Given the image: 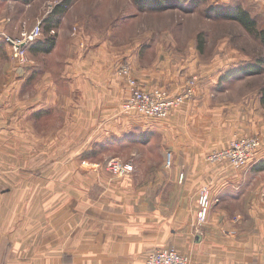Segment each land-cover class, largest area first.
<instances>
[{
    "label": "crops",
    "instance_id": "obj_1",
    "mask_svg": "<svg viewBox=\"0 0 264 264\" xmlns=\"http://www.w3.org/2000/svg\"><path fill=\"white\" fill-rule=\"evenodd\" d=\"M11 1L17 2L0 0V123L14 124L20 140L40 142L23 149L18 163L0 168L6 172L0 264H145L150 253L166 248L189 257L190 264H264V97L249 109L255 118L249 111L250 117L238 120L233 98L222 91L233 68L201 69L197 41L176 46L170 35L148 47L124 46L115 29L89 31L81 48L80 38L68 36L61 24L52 52L32 51L39 39L28 49V63L20 64L7 42ZM211 1L222 9L240 6ZM240 3L250 13L261 11L264 0ZM124 63L142 89L174 95L185 89L184 75L214 76L170 118L142 124L123 112L131 95L118 71ZM246 94L240 101L250 99ZM250 136L259 137L261 147L249 169L235 173L207 161L228 147L225 141ZM114 147L130 153L124 162L131 160L135 170L127 178L108 171ZM204 188L211 208L200 234ZM245 199L243 212H233V204Z\"/></svg>",
    "mask_w": 264,
    "mask_h": 264
},
{
    "label": "rangeland",
    "instance_id": "obj_2",
    "mask_svg": "<svg viewBox=\"0 0 264 264\" xmlns=\"http://www.w3.org/2000/svg\"><path fill=\"white\" fill-rule=\"evenodd\" d=\"M62 1L63 0H33L31 5H26L25 3L19 1H11V30L10 34L7 36L11 39L19 38L23 32H26L25 29H30L34 24L38 22L39 19L44 20L43 17L47 16V14L54 8V6L61 3ZM231 1L232 4H234L230 5L231 8L236 6L237 4L241 6V0ZM73 2L74 3L64 16L62 24L65 25L68 29V36H70L74 40L80 38L79 40L81 42L79 45L81 48H86L87 46V42L83 40V36L88 37L86 35H89V31L91 32V34H102V32L107 33L108 29H111V31L112 29H115V38H118V40H120L124 44V46L138 45L148 47L161 42V37L170 35L172 37H175L177 41L176 46H185L190 40L197 41L198 51L202 55L200 59L201 62H199V67L201 69H208L211 71L212 68L217 66V68H226V66H228L227 68L229 69L233 68L230 70V72H234L239 67L246 66L248 64H262L261 66L264 68V45L261 43V41L250 34L238 22L218 18L212 10L222 11L229 8H218L212 4L211 0H205L201 5H199V7L196 8L184 9V7H178L170 8L162 12L150 11V8L144 10L140 9L136 4V0H73ZM261 7V11L255 10L254 12L250 13L251 16L255 15L253 18L256 21L258 30L264 31V5H262ZM252 13H254V15ZM24 18H26V20L23 21ZM51 35H53L52 32ZM56 35H58V33H56ZM44 37L45 31L40 40ZM179 37H182L184 39H177ZM180 50L181 49L178 47L177 51ZM232 51H234V57H228ZM150 56L151 58L155 57L154 54H151ZM181 56H183V54ZM260 60L262 62H259ZM124 66L130 69V75L135 78L128 63L122 64L118 71L122 74V68ZM226 72L227 71H225L223 74L225 75ZM178 73L179 79L183 76V74H181L179 70ZM182 73L185 72L182 71ZM122 76L128 83L127 77L123 74ZM184 76L186 78V85L192 78H197L199 87V84L205 81V78L213 77L214 74L206 75L204 73H195L193 75ZM156 89L166 90L171 93L168 89ZM156 89H152L151 91ZM222 91L224 93L228 91L229 96L233 98L232 102H234V106L237 107L235 108L237 110L236 118L240 121H242L243 118L247 119V117H250V114L248 112L251 110L249 109H255L256 105H259L260 101L264 97V71L261 75L252 76L250 78L244 75L233 76L232 80L228 81V83H225ZM249 93L251 94L249 96L250 99L248 98L244 102L240 101V98L244 96V94L249 95ZM126 101L124 102V104L126 103ZM124 104V114H130L134 116L135 119H137L142 124H152L153 122L155 124L157 121H159L158 119L149 118L137 111L126 112L124 110ZM262 109H264V104L262 106ZM251 112V117L255 118L257 114L253 111ZM172 113L170 114V116L172 115ZM206 114L208 116H211L210 111H207ZM170 116L168 118H170ZM15 130L16 127L14 126V124L7 122L0 123V168L1 166L8 163H18L20 159V153L23 149L35 148L37 143L40 142L39 139H35L34 137L29 139V141L25 140L24 138L20 140L16 136L17 130L16 132ZM12 135H15L16 137H13ZM250 137L259 139V137L257 136ZM237 139L240 138H232L227 142L225 141V143H223L222 145L225 144L224 147H229L230 144ZM160 141H162L160 137L155 139L156 143L160 144ZM28 142L30 143L29 145L27 144ZM213 142L218 143L219 139H216ZM155 145L156 144L154 143V146ZM213 147H215V145H212L210 149L215 150L222 148L218 146L216 148ZM114 148L115 150H113V155H111L115 158L112 160H116L122 163L131 162L133 164L131 160L124 162V160L130 155V153L128 154V151H126V149L116 151L118 148ZM155 148H157V145ZM214 152L216 151H213L212 153ZM117 157L119 159H117ZM207 161L210 164H215L211 163L208 160V156ZM219 164L227 165L235 173L245 171L236 169L228 163ZM108 171L113 178L122 179L115 176L109 168ZM4 173L6 172L0 170L1 189L4 188V185H2L1 174ZM128 176L123 178H127ZM207 190L210 193V190ZM262 198H264V194L262 195ZM1 205L2 203L0 202V209ZM246 205L247 199H245L244 201L238 200L233 204V212L239 214L242 213L244 208H246Z\"/></svg>",
    "mask_w": 264,
    "mask_h": 264
},
{
    "label": "built area",
    "instance_id": "obj_3",
    "mask_svg": "<svg viewBox=\"0 0 264 264\" xmlns=\"http://www.w3.org/2000/svg\"><path fill=\"white\" fill-rule=\"evenodd\" d=\"M43 21L38 22L31 31H26L19 38L11 39L7 37V42L12 46L14 58L20 64L28 63V49L43 36ZM56 34V31H52ZM122 74L127 77L131 95L124 104L126 112L137 111L149 118L165 120L170 114L180 108L185 102L193 99L198 89L197 78H192L181 94L172 95L166 90H143L137 80L130 75V69L126 66L122 68ZM261 147L258 138L246 137L233 141L224 150L216 151L208 156L211 163H228L239 170H247L251 166L252 160ZM172 164V155L167 158V166ZM109 169L119 178L126 177L134 172L131 162L122 163L112 160L108 163ZM183 179V177H181ZM211 208L210 193L207 189L202 190L199 198V212L197 216V229L202 233V228L208 221ZM145 264H190V258L181 255L173 248L156 250L149 254Z\"/></svg>",
    "mask_w": 264,
    "mask_h": 264
},
{
    "label": "trees",
    "instance_id": "obj_4",
    "mask_svg": "<svg viewBox=\"0 0 264 264\" xmlns=\"http://www.w3.org/2000/svg\"><path fill=\"white\" fill-rule=\"evenodd\" d=\"M22 3L31 5L33 0H15ZM205 0H136L137 6L140 9L150 8V11L162 12L170 8L184 7V9L199 7ZM73 0H63L61 3L54 6V8L48 13L43 21V27L45 31V37L42 42H35L31 50L34 52L50 53L56 46L57 35H51L52 31H56L62 24V20L69 8L73 4ZM218 18H223L241 24L250 34L258 38L264 45V31H260L257 28L255 19L250 13L244 10L241 6L226 9V10H212ZM44 33V32H43ZM57 33V32H56ZM203 48V47H202ZM259 62H262L261 60ZM262 64H248L246 66L239 67L232 73H229L226 77H233L236 75L256 76L261 75L264 71ZM260 169H264V166H260Z\"/></svg>",
    "mask_w": 264,
    "mask_h": 264
}]
</instances>
